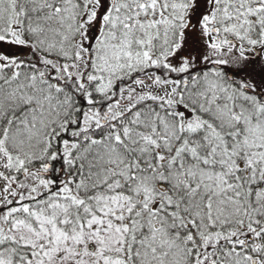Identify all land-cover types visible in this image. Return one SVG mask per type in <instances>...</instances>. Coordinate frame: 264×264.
<instances>
[{"label": "snow or ice", "instance_id": "6c2138e0", "mask_svg": "<svg viewBox=\"0 0 264 264\" xmlns=\"http://www.w3.org/2000/svg\"><path fill=\"white\" fill-rule=\"evenodd\" d=\"M0 264H264V0H0Z\"/></svg>", "mask_w": 264, "mask_h": 264}]
</instances>
